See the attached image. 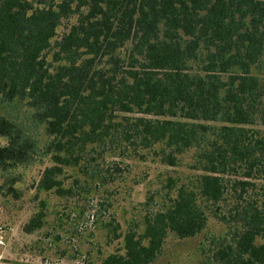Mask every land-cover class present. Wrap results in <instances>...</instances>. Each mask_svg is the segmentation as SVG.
<instances>
[{
	"label": "trees",
	"instance_id": "obj_1",
	"mask_svg": "<svg viewBox=\"0 0 264 264\" xmlns=\"http://www.w3.org/2000/svg\"><path fill=\"white\" fill-rule=\"evenodd\" d=\"M75 1L0 0V103L28 99L57 140L56 164L40 184L47 190L68 193L57 178L61 165H77L88 144L120 133L115 111L142 114L123 133L143 148L163 143L169 165L190 148L202 150L206 173L196 188L176 187L165 207L145 216L143 233L125 234V253L101 263L149 264L170 232L189 237L206 227L199 196L220 203L229 193L228 172L247 167L251 177L254 168L264 167V138L247 128L264 122V80L252 72L264 62V0H77L89 12L58 42L55 59L66 63L52 73L44 53ZM128 41L130 55L123 58L117 50ZM201 44L206 74L191 75L188 60ZM234 67L240 71L232 72ZM208 121L225 124L213 128ZM1 137L7 143L0 141V169L32 158V143L0 115ZM231 181V190L244 199L251 182ZM246 201L237 213L243 226L234 243L217 252L223 264H264V184L257 198ZM42 217L32 219L30 231Z\"/></svg>",
	"mask_w": 264,
	"mask_h": 264
},
{
	"label": "rangeland",
	"instance_id": "obj_2",
	"mask_svg": "<svg viewBox=\"0 0 264 264\" xmlns=\"http://www.w3.org/2000/svg\"><path fill=\"white\" fill-rule=\"evenodd\" d=\"M78 4L76 0L72 11L61 19L44 53L52 73L66 63L55 59L58 42L89 12L88 5ZM131 48L132 42L128 41L117 54L128 58ZM206 53L201 44L197 56L188 60L191 75L205 76ZM231 71L240 70L234 67ZM252 72L264 80V62ZM223 77L227 79L228 74ZM0 115L15 123L34 147L28 162L0 169V264H101L110 254H124L127 232L134 229L143 233L149 212L165 207L181 184L196 188L199 177L206 173L200 148L177 154V165H169L163 160V151L170 149L163 143L143 148L136 137L123 133L129 121L143 115L115 111L113 122L120 133L117 131L116 137H109L105 143L88 144L77 165H61L57 178L68 193L56 188L47 190L40 185L41 180L46 169L56 164L54 156L58 152L54 147L57 140L49 134L46 122L39 119L28 99L0 103ZM205 124L214 128L225 123ZM247 128L255 138H264L263 121L257 120ZM0 141L7 143L4 137ZM259 162L264 163V153ZM249 170L242 167L225 175L229 193L222 202L213 203L199 196L198 202L208 214L206 227L189 237L170 232L149 264H223L217 258L218 250L233 244L243 226L238 210L247 205L246 199L257 198L264 184V167L258 165L247 177ZM235 178L252 184L244 199L231 190ZM39 213L42 225L30 231V223Z\"/></svg>",
	"mask_w": 264,
	"mask_h": 264
}]
</instances>
